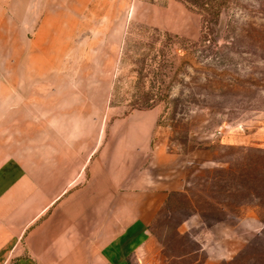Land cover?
<instances>
[{
	"label": "rangeland",
	"instance_id": "1",
	"mask_svg": "<svg viewBox=\"0 0 264 264\" xmlns=\"http://www.w3.org/2000/svg\"><path fill=\"white\" fill-rule=\"evenodd\" d=\"M49 1L0 35V133L26 154L101 135L118 161L150 135L183 187L153 222L156 264H264V0ZM49 12L70 20L32 46Z\"/></svg>",
	"mask_w": 264,
	"mask_h": 264
},
{
	"label": "crops",
	"instance_id": "2",
	"mask_svg": "<svg viewBox=\"0 0 264 264\" xmlns=\"http://www.w3.org/2000/svg\"><path fill=\"white\" fill-rule=\"evenodd\" d=\"M48 4L52 8L53 0ZM34 5L0 0V35L29 25ZM50 14L32 46L43 43L51 18L56 25L70 20L63 12ZM77 136L82 148L75 149L74 135L66 133L60 148L55 137L47 148L35 145L26 154L0 133V264H156L153 222L171 193L183 189L154 163L168 156L153 150L149 162L145 133L132 135L147 138L145 147L133 148L134 161L116 160L111 149L101 148V135L93 150L88 135Z\"/></svg>",
	"mask_w": 264,
	"mask_h": 264
},
{
	"label": "trees",
	"instance_id": "3",
	"mask_svg": "<svg viewBox=\"0 0 264 264\" xmlns=\"http://www.w3.org/2000/svg\"><path fill=\"white\" fill-rule=\"evenodd\" d=\"M260 152H261V151H260ZM261 181H262V184H263V183H264V176H262V180H261ZM255 182H256V181H255V177H254V176H249V177H248V180H247V182H246V184H247L248 186L245 185V188L248 189L247 191H249L250 193H252L254 187L259 185V188H258V191H257V192H259L260 195H261V197L264 198V185H260L261 183L257 185V183H255ZM174 194H175V192H172V193H171L169 199L167 200V203H168V201H169L171 198H173ZM167 203H166V204H167ZM261 211H262V213H263V217H264V205H261ZM226 264H229V263H226Z\"/></svg>",
	"mask_w": 264,
	"mask_h": 264
}]
</instances>
